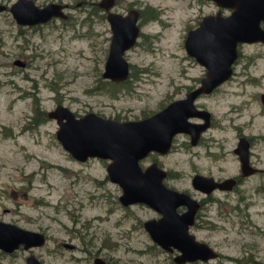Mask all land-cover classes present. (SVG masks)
<instances>
[{"label": "rangeland", "instance_id": "374dc122", "mask_svg": "<svg viewBox=\"0 0 264 264\" xmlns=\"http://www.w3.org/2000/svg\"><path fill=\"white\" fill-rule=\"evenodd\" d=\"M14 1L4 0L8 5ZM35 1L43 5L57 0ZM61 1L75 5L69 10L72 16L40 25H20L8 9L0 12V219L42 231L47 238L44 245L32 249L0 250V264H26L29 252L43 264H93L95 250L145 264H172L169 254L151 247L150 254L139 258L134 257L137 253L127 252L124 243L115 250L106 245L115 247L119 231L131 224L135 225L133 238L125 243L136 248L150 245L153 240L143 221L155 211L141 202L124 209L118 199L120 186L107 176L109 160L73 158L56 138L55 119L34 123V102L41 111L62 103L77 115L94 111L124 119H139L159 110L164 101L183 96L185 87L204 75V66L187 54L184 39L198 10L216 11V7L195 0H116L114 11L126 13L131 6H151L158 15L139 19L137 42L125 52L130 77L112 92L110 84L100 88L101 82L108 80L102 71L111 29L104 11L96 5L99 0ZM79 1L82 3L76 6ZM93 7L98 8V15L90 14ZM259 50L260 45L245 47L246 52ZM16 58L26 65L13 64ZM263 66V60L258 59L254 73L260 74ZM261 91L264 78L254 84L227 83L202 98L224 128L206 132L210 147L193 146L185 135L177 137L171 149L160 156L165 168L180 172L181 178L173 184L193 189L195 168L215 175L237 173L235 125L254 137L251 159L264 168V108L256 95ZM140 164L145 167L149 158L140 159ZM214 197L207 209L211 226L190 230L212 245L219 256L188 264H240L236 259L247 256L264 264V174L246 177L235 189L215 192ZM74 229L96 236L87 242ZM62 241L77 248H65Z\"/></svg>", "mask_w": 264, "mask_h": 264}, {"label": "water", "instance_id": "95a60500", "mask_svg": "<svg viewBox=\"0 0 264 264\" xmlns=\"http://www.w3.org/2000/svg\"><path fill=\"white\" fill-rule=\"evenodd\" d=\"M220 7L231 8L224 15H204L198 26L186 32L184 47L188 55L204 66L205 73L198 86L187 91L182 97L167 103L151 115L139 119L119 120L106 117L94 111L77 115L68 106L58 103L49 110L48 116L55 118L58 128L56 138L68 153L79 161L91 157L108 159L107 176L121 188L118 196L123 205L145 203L161 213L158 218L143 222L151 239L164 250L178 251L173 259L177 263L186 261H209L219 256L218 251L207 241L200 240L190 231L195 213L200 204L186 191L177 190L164 184L167 172L156 162L142 167L140 159L150 151L165 154L172 147V139L178 132L191 135L195 143L200 132L208 126V110L198 109L196 97L209 93L225 81L232 73V63L237 56L238 42L264 41V0H214ZM115 0H100L99 5L107 10L111 36L102 76L114 82L128 78L130 63L125 52L134 46L140 34L139 9L132 7L126 13L110 8ZM66 5L50 1L38 5L35 0H15L9 6L0 2V12L9 10L16 23L36 25L48 22L53 17L65 19ZM17 66H24L20 58L13 60ZM264 103V92L261 94ZM200 116L205 122L198 124L190 117ZM249 142L242 137L235 148L240 155L245 174L253 172L248 163ZM232 180L217 181L212 176L196 173L191 185L205 193L216 187H230ZM185 205L181 213L177 207ZM46 234L39 230L24 228L16 223L0 219V249L11 253L20 247L32 249L45 244ZM66 247L74 248L73 243ZM26 264H43L33 252L25 257ZM94 264H108L100 257Z\"/></svg>", "mask_w": 264, "mask_h": 264}, {"label": "flooded vegetation", "instance_id": "af4514ba", "mask_svg": "<svg viewBox=\"0 0 264 264\" xmlns=\"http://www.w3.org/2000/svg\"><path fill=\"white\" fill-rule=\"evenodd\" d=\"M99 1L96 3V5H97V7L99 9H101L102 11H104V13H105V16L104 17H106L107 10H105L103 7H101L99 5ZM195 1L197 3H199V1H200V3H201L202 6L204 4H209V5H211V7H214L215 6L216 7V11H214L213 8L211 10L206 11V12H201V10H198V12L196 13V16L192 19L193 20L192 21L193 24L189 25L188 30L191 29V28H195L196 26H198L201 18L204 15H206V14H215L218 10H220L222 14L227 15V14H229L232 11L231 8H226V7H220V6H218L215 3L214 0H195ZM0 2H4V0H0ZM55 2L62 3V4H65L66 5L64 7V10H66L68 17L65 18V19H68V18H70L72 16L71 11H69V10H71V9L74 8V6H75L74 4H72L71 2H63L61 0H57ZM115 2H116V0H115ZM115 2L113 4V6H115ZM81 3H82V1L77 2L76 3V6L80 5ZM199 6H200V4H199ZM112 7L110 8L111 10H113ZM130 8H132V6L129 7L127 9V11ZM138 9H139V19H140L143 8L140 7ZM54 18H59V17H53L52 19H54ZM52 19H50V20H52ZM41 24H43V23H41ZM260 24L264 28V21L263 20L261 21ZM36 25H40V24H36ZM139 25H140V23H139ZM27 26H32V25H27ZM253 45H260L261 46V50L257 51L256 53L246 52L245 51V47L246 46H249L250 47V46H253ZM258 59H262L263 62H264V41L258 40V41H253V42H238L237 43V56H236V58L234 59V61L232 63V73H231V75L225 81H223L222 83H220L219 85H217L212 91H210L209 93H201L195 99V105H196V107L198 109H205V110H208V112L210 113L209 116H208V119L206 120L207 123H208V126L206 127L205 130H203V131L200 132V134H199V136H198V138H197V140H196L195 143H192V138H191V135L190 134H188L186 132H178L177 134L174 135V137L172 139V144L177 139V137L179 135H185L187 137V139H189V143L191 145H193V146L205 145L207 147H210L209 141H207L205 139L206 132H208L209 130H211L212 128H215V127H217V128H224V127L220 124V119L217 118V116L214 114V112L211 110V108L207 105L206 101L205 100H202V98L214 94L216 91H218L220 89V87L222 85L227 84V83H232V82H235V83H238V84L246 83V82H250V83H253V84L254 83H258L260 79H263L264 78V75H263L264 74V66H263V71L260 74L256 75L254 73L255 68L258 67ZM25 65H26V62H25ZM21 67H23V66H21ZM203 76L204 75H202L201 77L195 78L194 79V81H195L194 82V85H188L187 87H185V91L183 92V96L186 94L187 91H189L192 88L198 86L200 84L201 79L203 78ZM124 81H126V80H124ZM121 82H123V81H121ZM121 82H118V83H121ZM263 92L264 91H261V92L257 93L256 95L259 96V99H260V102L262 104V107L264 108V103H263L262 98H261V94ZM180 97H182V96H180ZM174 99H172V100H174ZM172 100H170V101H172ZM166 104H167L166 101H164V104H162V106L159 109H161L162 107H164ZM42 112H43L42 113V119H41L42 122L45 121L47 119V117L48 118H51V117L48 116L49 110L48 111H43L42 110ZM152 113L153 112L147 113L143 117L149 116ZM33 118H35V117H33ZM116 118L119 119V120H125L122 116H117ZM52 119H55V118H52ZM189 119H190V121H192L194 123H198V124H201V123H204L205 122V118H202L200 116H192ZM34 122H35V119H34ZM235 128L237 129V132L238 133L236 135L237 141H236V145L233 148V152L238 157V161H239V171L237 173H235L234 175H227L226 176V175H220V174L215 175L214 173H212V171L203 172L202 170H200L198 168H195L193 174L191 175V178H192V176L194 174L200 173V174H204L206 176H212L217 181H222V180H225L227 178H230L232 180L231 181L232 183H231V185H230L229 188L228 187H216V188H214L209 193H205L203 191H200L198 189H195L194 187H193V189H189L187 187L184 188V189H182L180 187H177L175 184H173V181H178L181 178L180 172L178 170L167 169V168L164 167L163 162L160 159V156H162L164 154L159 153L157 151H150L146 155V157L149 158V164H151L153 162H156L160 167H162V168H164L166 170L167 174H166V176L163 179V182H164V184L166 186L171 187V188H174V189H177V190L186 191V192H188L190 194V196H192L193 198H195V199L198 200L200 206H199L198 210L195 213L194 224H192L190 226L192 228L193 227H205V226L210 227L211 226V219H209L210 216H209V214L207 212V209H208V206L212 203V201L215 198L214 197L215 192H220V191L221 192H227V191H230L232 189H235L237 187V185L240 184L243 181V179H245L246 177H249V176L255 175V174H264V168L257 166L255 164V162L251 159V156H252V147H253V145L255 143L254 137L252 135H248V134L243 133L242 132V129L239 127V125H235ZM242 137H245L248 140V142H249V146H248V163H249L250 169H253V168L255 169L253 172L248 173V174H245L243 172L242 166H241V158H240V155L237 152H235V148L238 146V143H239V141H240V139ZM186 144H188V141H187ZM208 155L209 156H212L213 154L209 152ZM120 204L123 206L124 209H129L134 203L133 204H129V205H123L120 202ZM147 206H149V205H147ZM186 209H187V207L185 205H180V206L177 207V212L181 213V212L185 211ZM154 211H155V215L152 216V217H150V218H158V217L161 216V213L160 212H158L156 210H154ZM129 216L130 215H126L125 217H129ZM125 217H123V218H125ZM119 222H122V220L119 221ZM134 228H135V225L134 224H131L125 230L119 231V234L117 235V239L115 240V245H116L115 247H113L112 244L111 245L106 244V245L111 250H115L118 247H120L121 244L124 243L125 244L124 245V248L126 249V251L127 252L128 251H131L133 253H137V255H135L134 257H138L139 256V258H140V256L143 258L146 254H150L151 252H150L149 249L151 247V248H154V250L157 253L165 252L166 254H169L171 260L175 264H188V263L205 262V261H201V260H195V261H186L184 263H177L173 259L174 255L178 253L177 250H175V249L173 251L164 250L160 245H158L154 241L150 245H147L146 247H141V248H136L134 246L127 245L125 242H128L130 239L133 238L132 232H134ZM73 232L78 237H80L81 239L84 238V240L87 241V242H91L92 238H95V236H96V235H93L94 233H92V232H90L88 230L82 232V231H80L78 229H74ZM107 235L110 238V234L108 233ZM87 236L90 237V238H87ZM72 238L73 237L71 236L70 239H72ZM66 243H72V242L62 241L61 242V245L63 247H65V248H68V249H74V248L76 249L77 248V246L74 243H73L74 244V248L66 247V245H65ZM85 244H87V243H85ZM86 250L89 251V249H86ZM92 255H93V264H94V258L95 257L102 258L108 264H129V263H132V264H145L143 261H140V260L137 261L136 259H134L132 257L120 259L118 257L113 256V253L112 252H110V253L109 252L108 253H103L102 250L92 251Z\"/></svg>", "mask_w": 264, "mask_h": 264}, {"label": "trees", "instance_id": "16d2710c", "mask_svg": "<svg viewBox=\"0 0 264 264\" xmlns=\"http://www.w3.org/2000/svg\"><path fill=\"white\" fill-rule=\"evenodd\" d=\"M90 14H97L98 15V8L97 7H93L92 9V12H90ZM158 13L151 7V6H146L145 8H143L142 10V13H141V18H143L144 20H149V19H155L157 17ZM90 19V17L88 16L86 20ZM130 77V73H129V76L128 78ZM125 81H123L122 83H124ZM107 84H110L112 85V89L114 91L112 92H115V89H116V85H119L121 83H118V82H114V81H111V80H105V81H102L101 82V87L100 88H105ZM114 87V88H113ZM34 110H35V115H34V119H35V122H39L41 121L42 119V111L40 109V106L38 104L37 106V101L34 102ZM244 258H248V259H245V260H242V259H236L240 264H250V263H259V264H262V262L260 261H255L254 258H252V256H247V257H244Z\"/></svg>", "mask_w": 264, "mask_h": 264}]
</instances>
